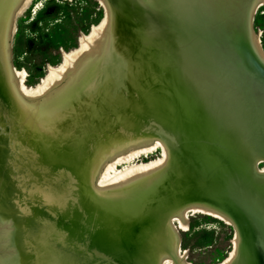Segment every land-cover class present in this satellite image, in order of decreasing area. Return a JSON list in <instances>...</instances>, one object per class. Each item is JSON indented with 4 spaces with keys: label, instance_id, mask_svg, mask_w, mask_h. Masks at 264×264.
<instances>
[{
    "label": "rangeland",
    "instance_id": "obj_1",
    "mask_svg": "<svg viewBox=\"0 0 264 264\" xmlns=\"http://www.w3.org/2000/svg\"><path fill=\"white\" fill-rule=\"evenodd\" d=\"M239 1L188 0V7L176 8L162 0H152L149 6L141 0H114L111 28L99 58L77 64L76 72L64 80L67 89L59 95L33 104L23 100L29 125L41 139L46 137L64 151L61 158L83 177L87 189L93 187L94 168L102 158L137 140L160 138L158 128H166L165 120L172 113L160 104L166 97L175 105L176 147L168 149V161L159 172L107 194L87 190L88 196L112 199L123 210L117 227L130 235L128 257L120 243L109 247L101 232L93 235L91 227L103 225V217L87 203L82 202L81 210L63 204L68 190L63 187L56 194L65 206L60 215L67 219L65 226L78 233L59 230L53 264H89L90 251L99 258L97 264H158L161 254L172 255L176 239L169 216L207 198L248 218L264 242V174L255 165L258 162V169H264V63H259L262 75L245 65L244 52L255 53L244 16L256 0ZM11 7L12 0H0V24L7 23ZM103 17L94 0H35L16 20L10 58L16 69L26 71V86L33 88L45 78L48 66L60 67L62 52L78 48L81 34H89ZM172 21L186 36L175 48L153 39L144 40L140 48L125 42L128 60L149 75V87L137 83L115 44L122 42V35L155 32ZM251 26L264 48V6ZM6 40L4 32L0 51L9 80ZM162 159L158 149L118 165L116 174ZM43 208L51 211L48 204ZM44 229L49 239L55 238V228L53 234ZM179 232L181 248L188 251L192 264H220L233 251V228L215 218L191 215L189 229ZM12 234L8 225H0V264H8L9 258L24 261L13 256L18 247ZM231 264L255 262L241 245Z\"/></svg>",
    "mask_w": 264,
    "mask_h": 264
},
{
    "label": "bare ground",
    "instance_id": "obj_2",
    "mask_svg": "<svg viewBox=\"0 0 264 264\" xmlns=\"http://www.w3.org/2000/svg\"><path fill=\"white\" fill-rule=\"evenodd\" d=\"M34 1L35 0H16L9 11L5 30L7 39L6 52L9 70V83L12 85L15 94L29 104L36 103L40 99L47 100L49 97L54 95V93L59 95V93L67 89V85L64 80L76 72L77 64L85 60L92 61L99 58L103 52L105 41L112 23V18H110L109 7L106 0H94L104 12L102 21L98 25L93 26L89 34H81L78 40V48L71 51L70 53L62 52L63 61L60 67L54 68L52 66H48L46 77L43 78L35 87L28 88L25 84L27 77L26 71L24 69H16L10 58L12 55V41L16 34V20L22 13H24L26 9L30 7L31 4H33ZM141 1L143 5L149 6L148 4L152 0ZM162 1L171 4L176 8L188 7V0ZM198 4H200L199 7L203 8V3L199 2ZM262 6H264V0H256L250 9L248 17L244 16V21L248 24L249 42L251 43L252 49L256 54L257 60L264 63V48L261 43L260 35L256 33L251 26L253 17L255 16L257 10ZM202 10L205 9H201V11ZM165 25L167 26L160 28L158 31L147 33V31L142 30L138 33L135 32L126 35V38L136 47L139 46L138 48L143 47L144 40L146 41L150 39L155 40L158 45H163L167 48H175L181 45L180 40L186 38V36L176 28L175 22H167ZM113 102H115L118 107L124 108L122 102H120L118 99H114ZM23 122L28 124L25 117ZM40 140H38L37 145L25 147L22 144L16 143L12 136L10 137L7 134L0 135L2 149L6 153L7 151L10 153L14 152L17 157L19 156L18 158L22 163L21 170L18 171L22 172V174L18 172L13 174L12 184L16 185L17 180V182L22 181L27 184L31 183L34 186L45 189L43 191L46 193L47 199L51 198V195H53L52 201H44L45 204L48 205H54V196H56V194L60 192L63 187H66L68 190L67 193L64 194H66L67 201L63 204L74 208L72 205V202H74L77 206V209L81 210L82 202L87 203L90 210L95 211L103 217V225L100 226L99 223H96L95 226L91 227L93 235L101 232L103 236H105L109 247L110 244L115 243L117 245L120 243L121 247L123 248L121 250H124V252L122 251L123 254L128 257V239L130 238V235L121 232V230H118L117 227L119 218L123 217V210L119 206L114 205L112 199L99 198V195L95 196L94 194L91 197L90 195L92 193L89 194V197L87 195V190H97V192H93L98 194H107L114 192L124 186L130 185L137 180L144 179L151 174L159 172L165 166L169 158L166 144L160 138L140 139L134 143L128 144L123 149L115 151L113 154L105 156L98 164H96L94 168L92 189H87L89 185L86 183L83 177L67 160L61 158L65 156L64 151L59 150L51 142H48L46 137L42 139L40 138ZM158 149H160L163 153V159L159 162L134 166L123 174H116L118 165L128 163L129 161L135 160L136 158H140L142 156H148L149 154L156 152ZM255 165L256 169L261 174H264V169H258V162H256ZM112 173H114V175H112ZM34 194L35 193L32 194V197L35 198ZM205 200L206 201L202 202H190L186 206L182 207L178 212L169 216L168 223L171 227V230L175 234L176 239L173 247L170 248L172 255L161 254L158 258V264H192L189 261L188 251L182 250L181 248L182 238L179 230L187 231L189 229V216L195 214H201L215 218L233 228L235 233L232 240L233 251L231 252L230 256L220 264H231L237 257L241 248V239L237 226L228 216V214L224 213L220 209L217 200H209L208 198ZM63 207L65 206L63 205ZM63 207L61 206V208ZM10 213L15 214L12 215L13 218H10V220H6V218L0 219V225H8V227L12 229L13 234L10 235L12 237V241H16L17 239L20 242L21 245H18V251H15L13 248H11L15 254H13V256H18L21 254L20 249L23 250V248H26L28 245L27 240L30 239V235L26 234L24 236L27 229L25 227H20L22 221L18 217V213L21 214L22 212H20L19 209H15L11 210ZM91 239H94V237L90 238L89 240ZM90 242L92 243V241ZM88 250L89 248L86 249V251ZM103 250L104 253L108 255V249L104 247ZM261 250L262 252L264 251V245ZM92 253L93 252L91 251L87 253L88 263L97 264V261H95L97 257H94V253ZM106 255H104V258H107ZM16 260L17 259H14L12 261V259L9 258L8 264H23L22 262Z\"/></svg>",
    "mask_w": 264,
    "mask_h": 264
},
{
    "label": "water",
    "instance_id": "obj_3",
    "mask_svg": "<svg viewBox=\"0 0 264 264\" xmlns=\"http://www.w3.org/2000/svg\"><path fill=\"white\" fill-rule=\"evenodd\" d=\"M15 1L16 0H12V5ZM106 2L109 7L110 18H112L115 6L114 0H106ZM239 3L241 2L239 1ZM121 5L122 4L118 7L123 6ZM6 24V22L0 24V40L6 30ZM121 39L122 42L118 41L115 44L121 59L125 60L128 70L131 72L137 83H142L146 87H149V75L146 69L132 60H128V53L125 49V42L128 39L123 35L121 36ZM243 59L246 66L251 67L255 72L262 75L263 70L259 65L260 62L257 60L256 54L244 52ZM4 71V59L0 51V135L7 134L10 137L12 136L16 143L22 144L25 147L37 145L38 140L41 138V134L29 125L28 119L26 118L27 110L24 108V101L10 89V83ZM163 99L164 100L160 106L165 107V111L173 113L175 109V105L172 102L173 100H166V97ZM172 113L169 114V117L165 120L167 123L166 128L159 129L161 126L158 128L160 139H162L168 149H174L176 147L175 139L177 136H175L174 133L178 127V122ZM24 117L28 124L23 122ZM8 127L10 128L9 133L5 131ZM167 129H170L172 132H167ZM178 156L184 157L183 153L180 152L178 153ZM18 157L14 152L10 153L7 151L6 153L2 149L0 143V219H12V215L15 214H11L10 211L19 209L20 212H22L21 214L18 213V217L22 221L20 227H25L27 229L25 234H23L24 236L26 234L30 235V239L27 240L28 245L26 248H23V250L20 249L21 254L18 260H24L22 262L23 264H53V261L57 258L53 250L57 249V246H60L61 239L56 235L60 234L59 230L65 229V231L69 230L71 233L75 234H77L78 231H75L74 228L69 225L65 226L67 219L65 216L60 215L64 210L61 208L62 203L57 199V196H54L55 203L54 205L50 204L51 211L48 213L43 208V206L45 207L47 205L44 201H52L53 195H51V198L47 199L46 193L43 191L45 189H41L31 183L27 184L22 181L17 182L16 180V185L12 184V175L21 170L22 163ZM18 173L22 174V172ZM235 187L240 188V183H236ZM29 191H31L32 194L35 193V198L32 197V194L27 195ZM56 203L59 205H56ZM72 203L74 209H77L76 204L74 202ZM219 206L220 209L228 214V216L234 221L238 228L241 245L244 246L253 257L255 264H264V251L262 252L261 250L264 242L260 239L258 231L252 222L248 218H245L241 213L221 205V203H219ZM45 227L48 231H52V229L55 228L56 232L54 234V239H49L47 237V231L45 232L44 229ZM51 234H53V231ZM16 241H14L15 248L20 244L17 239Z\"/></svg>",
    "mask_w": 264,
    "mask_h": 264
}]
</instances>
